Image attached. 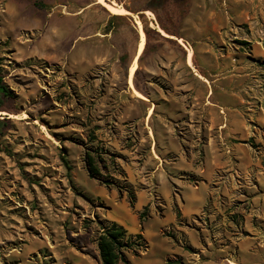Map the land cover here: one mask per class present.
Here are the masks:
<instances>
[{
  "label": "rangeland",
  "instance_id": "374dc122",
  "mask_svg": "<svg viewBox=\"0 0 264 264\" xmlns=\"http://www.w3.org/2000/svg\"><path fill=\"white\" fill-rule=\"evenodd\" d=\"M106 1L129 13L0 0V78L12 93L0 97V264H103L98 240L112 222L137 243L129 264H264V0ZM220 11L239 36L233 79L206 85L196 54L178 66L175 42L153 55L157 16L179 25ZM210 91L228 102L216 106L228 125L243 104L246 135L224 127L207 144Z\"/></svg>",
  "mask_w": 264,
  "mask_h": 264
},
{
  "label": "crops",
  "instance_id": "0c3cea01",
  "mask_svg": "<svg viewBox=\"0 0 264 264\" xmlns=\"http://www.w3.org/2000/svg\"><path fill=\"white\" fill-rule=\"evenodd\" d=\"M180 20L181 23L178 25L175 18L170 19L166 17L165 21H162L157 16L153 28L157 36V40H155V43L153 42V55L157 56L162 51L163 46L160 43L161 40L175 42L184 58L182 61H178V66H193L192 57L196 54L198 57V74L196 75L208 86H211V84L214 85L217 80H220L222 83L224 80L233 79L234 77L228 75L230 70H233L231 72L234 75H239L242 72L243 60L238 59L236 56L239 49V36L235 30L236 25H234L229 13L226 17L220 11L214 12L209 16V19L203 16L197 19L182 17ZM190 60L191 62H189ZM197 68L194 70L196 71ZM210 94L211 91L208 93L207 98ZM235 101L233 106L230 105L232 108L229 121L227 120L229 125L223 121L222 116L217 112L216 108V106H224L228 102L222 99L213 101L208 98L204 103L205 118L202 121L205 134L209 136L207 144L211 143V132L217 131L218 129L217 133L227 135L229 132V136H244L249 131L244 119L240 115V109L243 107V104ZM224 127H227V133L224 132ZM233 149L245 151L238 144ZM217 166L218 164H216Z\"/></svg>",
  "mask_w": 264,
  "mask_h": 264
},
{
  "label": "trees",
  "instance_id": "16d2710c",
  "mask_svg": "<svg viewBox=\"0 0 264 264\" xmlns=\"http://www.w3.org/2000/svg\"><path fill=\"white\" fill-rule=\"evenodd\" d=\"M119 2V0H117ZM12 93L10 90L2 84V79L0 78V97H10ZM0 99V107H1ZM1 123V120H0ZM88 172L92 179H96L100 176V170L96 164V160L92 155H87L86 158ZM109 186L115 185L114 182H105ZM134 194L131 195V203L134 204ZM179 213V217H180ZM145 213L141 215V218H144ZM138 238L142 239V235H138ZM137 245L136 242H133L130 237H128V231L121 225L116 222H112L107 226L98 240V247L100 251V256L103 264H119L120 261L125 264H129L127 261L124 251L127 249H132L133 246ZM170 264H182L180 262H171Z\"/></svg>",
  "mask_w": 264,
  "mask_h": 264
},
{
  "label": "bare ground",
  "instance_id": "6f19581e",
  "mask_svg": "<svg viewBox=\"0 0 264 264\" xmlns=\"http://www.w3.org/2000/svg\"><path fill=\"white\" fill-rule=\"evenodd\" d=\"M98 2L102 5H104L105 7H107V9L114 15H126L128 14L129 12L117 5V3H107L106 0H98ZM139 26H140V29H141V37H142V40L141 42L139 43V48H138V52H137V55L133 61V65L130 69V72H129V83L131 85V87L134 88V81H133V78H134V74L136 73V71L138 70L139 68V58L140 56L142 55V53L144 52V49H145V35H144V32H143V26H142V23L139 21ZM191 61V60H190ZM137 95L141 98H144V96L140 93L137 92Z\"/></svg>",
  "mask_w": 264,
  "mask_h": 264
}]
</instances>
